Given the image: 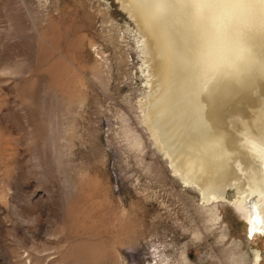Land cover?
Returning a JSON list of instances; mask_svg holds the SVG:
<instances>
[{"label": "rangeland", "instance_id": "374dc122", "mask_svg": "<svg viewBox=\"0 0 264 264\" xmlns=\"http://www.w3.org/2000/svg\"><path fill=\"white\" fill-rule=\"evenodd\" d=\"M142 41L119 0H0V264H264L155 143Z\"/></svg>", "mask_w": 264, "mask_h": 264}, {"label": "bare ground", "instance_id": "6f19581e", "mask_svg": "<svg viewBox=\"0 0 264 264\" xmlns=\"http://www.w3.org/2000/svg\"><path fill=\"white\" fill-rule=\"evenodd\" d=\"M119 1L145 45L149 91L140 107L147 108L150 129H159L155 143L205 201H227L246 219L250 236L264 235V72L202 87L185 63L184 20L167 10L179 0ZM254 47L264 55V35Z\"/></svg>", "mask_w": 264, "mask_h": 264}, {"label": "clouds", "instance_id": "9594fccd", "mask_svg": "<svg viewBox=\"0 0 264 264\" xmlns=\"http://www.w3.org/2000/svg\"><path fill=\"white\" fill-rule=\"evenodd\" d=\"M167 10L184 20L185 63L202 87L264 72V55L254 47L264 35V0H179Z\"/></svg>", "mask_w": 264, "mask_h": 264}]
</instances>
